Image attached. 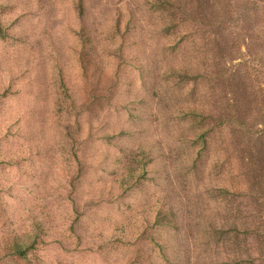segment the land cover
Segmentation results:
<instances>
[{"label":"rangeland","instance_id":"374dc122","mask_svg":"<svg viewBox=\"0 0 264 264\" xmlns=\"http://www.w3.org/2000/svg\"><path fill=\"white\" fill-rule=\"evenodd\" d=\"M0 264H264V0H0Z\"/></svg>","mask_w":264,"mask_h":264},{"label":"trees","instance_id":"16d2710c","mask_svg":"<svg viewBox=\"0 0 264 264\" xmlns=\"http://www.w3.org/2000/svg\"><path fill=\"white\" fill-rule=\"evenodd\" d=\"M80 36H81V39L83 40V41H88V38H87V36H86V33H85V31H81V33H80ZM18 248V247H17Z\"/></svg>","mask_w":264,"mask_h":264}]
</instances>
